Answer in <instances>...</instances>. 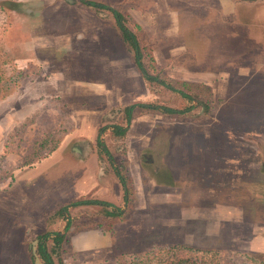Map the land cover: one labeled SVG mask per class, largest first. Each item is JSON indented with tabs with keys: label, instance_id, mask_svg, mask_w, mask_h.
Segmentation results:
<instances>
[{
	"label": "crops",
	"instance_id": "0c3cea01",
	"mask_svg": "<svg viewBox=\"0 0 264 264\" xmlns=\"http://www.w3.org/2000/svg\"><path fill=\"white\" fill-rule=\"evenodd\" d=\"M256 1L218 0L213 8L215 12L212 10L208 13L206 22L203 18L202 24L209 27L207 34L204 32V36L200 37L202 49L194 51L210 59L216 58L215 62L202 65L203 59L200 58L201 66L188 70L191 77L185 78L186 80L207 85L218 97L225 87L234 90L260 88L262 92L257 103L264 100V14L260 11L264 8V0L259 3ZM24 2L38 7L37 11L26 13L27 23L31 24L30 30H34V33L26 41L24 65L35 63L40 73L51 74L42 81H36L43 85L40 90L35 88L37 93L44 94L45 98L52 94L61 95L66 79L59 76L60 73L77 74L76 80L72 78L73 86L80 87L82 82L83 87L92 92L109 82L108 74L123 72L122 64L125 60L128 62L124 44L120 38L111 37L113 34L101 33L96 19L89 23L91 19L78 16L73 27H65L64 32L49 28V25L68 23L44 17V7L55 4V14L56 9L64 10L62 5L70 9L76 8L75 3L64 0ZM79 5L86 7L81 3ZM63 19L65 18L62 17ZM226 26H233L235 29L226 30ZM49 29L53 32H48ZM65 37L71 39L65 41ZM236 41L242 51L236 55L235 60L230 50L221 54L226 45L229 49V45H235ZM211 43L217 49L215 52L209 51ZM227 56L230 59L225 60ZM238 60H241L240 64ZM235 63L237 68L234 67ZM126 66L129 67L127 64ZM234 74H241L244 82L236 80ZM128 82L117 81L116 87H107L118 91L117 100L110 101V104L121 102V97L128 99ZM34 86L35 84L29 88L31 94L35 92ZM29 91L26 93L29 94ZM251 93L257 96L256 91ZM236 94L232 90L229 96L223 97L226 100L220 104H234L238 98L234 96ZM251 98L252 96L244 98L248 105H251ZM255 99L253 98L254 104ZM217 110L218 108L209 114L211 123L198 130L188 126L183 132L169 130L162 155L166 166L163 169L164 180L157 178L156 184L147 180V186L151 185L155 189L151 195L140 188L143 175L140 153L144 149L145 132L138 129L139 120H132L126 131L124 168L132 179L135 196L132 212L122 221L126 229L117 231L122 233L120 236L116 233L107 237L95 229H86L72 239V249L95 252L117 248L120 243L128 252H141L152 245L164 243L221 249L229 248L230 243L243 239L247 251L264 254V229L257 232L249 225L250 222H241L242 208L233 203L232 196V186L240 184V164L253 169V180L247 178L244 182L246 190L251 191V185L255 186L258 164L261 163L257 147L247 144V141H243L246 147H235L240 136L248 137L251 134L229 128L228 122L235 120L237 116L230 118L228 113L222 112L219 115ZM72 113L74 126L50 154L19 171L9 186L0 189V264H30L27 242L40 233L31 236L32 231L28 225L51 205L88 195L89 198L103 200L125 210L122 187L112 168L108 166L107 169L106 164L102 163L103 156L98 153L95 144L100 111L84 103L79 104ZM72 141L80 142L83 147L80 153H67L65 148ZM246 176L251 177V174ZM226 192L230 196L226 197ZM226 199H230L231 203ZM92 206L94 205L75 208L87 209ZM146 206L155 213L145 223L141 209ZM152 218L157 226L144 233L143 227L149 225ZM151 233V236H145Z\"/></svg>",
	"mask_w": 264,
	"mask_h": 264
},
{
	"label": "rangeland",
	"instance_id": "374dc122",
	"mask_svg": "<svg viewBox=\"0 0 264 264\" xmlns=\"http://www.w3.org/2000/svg\"><path fill=\"white\" fill-rule=\"evenodd\" d=\"M24 1L0 0L1 67L6 71L5 76L8 74L15 76L17 74V82L12 87V91L4 98H0V189H5L9 186L19 171L30 167L38 159L50 154V152L47 153L50 146H57L64 135L74 126L72 112H74L75 108L79 107V104L84 103L100 111V123L98 127L108 126V128L103 130L101 140L110 152L113 161L115 163L124 162V167L126 164V133L123 136H116L111 132L109 126L115 124L125 126L123 108L126 105L134 102H144L179 109L192 105L191 109L182 114L162 113L157 109L142 107L134 108L131 114L130 122L132 120H139L137 123L138 129H142L145 132L143 137L144 149L140 153V156L144 157V162L142 158L140 159L143 169V175H141L140 179L142 186L140 188L145 189V193L148 192L149 195L155 189L151 185L147 186V180H152L154 183L157 178L161 179V181L164 180L163 169L166 166L163 163L162 155L167 144L169 130L176 129L178 131L180 130L179 132H183L186 126L198 130L202 126L211 123L209 114L215 112L217 108L219 115L222 112L224 114L228 113L230 118L237 116L233 121L228 120V123H230L228 125L229 128L237 132H248L251 134L248 137L240 136L238 139L236 138L237 144L235 147L237 145L246 147L243 141H247L249 142L247 144L257 147L260 161L264 160V100L262 102L258 101L257 103L262 90L260 88L254 90L252 87L249 89L240 88L234 90L225 87L221 89L220 97H218L215 96V93L207 85L185 79L191 77V73L188 70L197 69V67L201 66V63H199L200 58L203 59L202 65L207 66L210 64V61L215 62L216 58L210 59L194 51L196 49H202L203 43L200 37L204 36V32L207 34L209 27L207 24H202L203 18L206 22L208 13L212 10L215 12L213 8L217 5L218 0H94L119 9L128 15L134 23L139 25L140 30L137 34L140 42L143 47L148 48L149 54L153 58L151 66L148 67L149 73L152 75L160 73L174 80L186 81L206 87L205 93H201V91L200 93L192 92V100H186L178 93L168 90L154 82L144 81L135 68L131 55L127 50L126 58L128 62L126 63V60L123 62L121 68L123 72L108 74L109 82L103 86L100 85L97 90L95 89L98 93L96 91H87L89 89H85L82 82L80 87L75 88L72 83V78L76 80L77 74L70 72L68 74V72H65L59 75L66 79L65 86L60 92L61 95L53 96L52 94L45 98L44 94H39L35 91V88H39L40 90L43 87L41 83L36 81H42L43 78L46 79L51 74L40 73L35 63H26L24 65L26 41L30 37V34L34 33V30L33 32L30 30L31 24L27 23L26 13L29 12L31 14L33 11L38 10V7L26 5ZM64 1L75 3L76 8L70 9L62 5L61 8L64 10L56 9L54 14L53 11L56 5L52 4L44 7V17L60 19L62 23L67 21L68 25H49V28L64 32L65 27H73L72 24L80 16L91 19V21H88L89 23L93 19H96L95 22L98 23L101 33H110L113 34L111 37L119 38L110 13L101 9L95 10L88 6L80 7L79 3H77L78 0ZM256 2L263 1L257 0ZM50 3H53V1ZM261 10L264 14V8ZM61 16L65 19L62 20ZM127 25L134 31L130 23L127 22ZM91 27H95V25H91ZM231 28L235 29L233 26L225 27L226 30ZM51 29L48 32H53ZM69 39L65 37L63 40L66 41ZM229 47L228 49L226 45L221 54H226L230 50V54L233 55L232 58L235 60L236 55L242 51L241 46L236 41L235 45L230 44ZM216 50V47L211 43V49L209 51L215 52ZM228 58L230 59V56L225 57V60H228ZM240 61L238 60L239 64ZM236 64H234L235 68H237ZM226 66L228 65H223V67ZM106 75L104 74V76ZM113 76L118 79L115 80ZM234 76L236 80L244 82L241 74H234ZM124 80L129 81L127 84L128 99L121 97V102H112L110 104V101L117 100L118 93L116 91L117 89H112V87L115 86L117 81L122 82ZM33 84H35L33 89V92H35L31 94L29 88H32L31 86ZM109 86L112 87L108 89L107 87ZM232 90L234 93L237 92L234 95L238 97L235 103L224 102L220 104L221 101L226 100L223 97L229 96ZM27 91H29V94L26 93ZM253 91H256L257 96L251 93ZM26 94H28V97H26ZM245 96H252L251 105L245 102ZM253 98H256L255 104L253 103ZM246 109L247 111H244ZM244 114L245 116H243ZM41 139L45 141V144H39ZM77 142L72 141L68 144L65 148L67 153H73L71 147L77 146L79 144ZM101 153L103 156L101 157L102 163L104 165L106 164L105 166L108 169V159L103 152ZM240 166V171H238L240 174V184L235 183V186H232L233 203L242 208L241 222H250L249 225L251 224L257 232H260L262 230L261 228L264 229V165L262 167V165L260 166L258 164L255 186L251 185V191L246 190L247 185L244 182L247 178L253 180V169L245 167L244 164H240ZM4 172L10 173L11 176L3 178L2 173ZM248 173L251 174V177L246 176ZM125 175L129 190H131L129 204L125 206L126 219L133 209L135 189L132 184V179L126 174V171ZM225 196H230V193L226 192ZM84 197L89 198L90 196L87 195ZM68 201L49 206L44 210L42 215L33 220L28 225V228L32 231L31 236H34L35 233L41 234L46 231H61L66 222V218L54 214L53 211L58 205ZM226 201L231 203L230 199H226ZM108 209L110 208L108 207ZM103 210L98 205L88 207L87 209H68L65 216L70 221V229L67 233L66 243L61 246V249L51 255L55 264H117L168 244L152 245L141 252H128V249H124L121 243L117 248H110L111 250L106 248L95 252L72 249V239L84 231L85 228L92 227V229L102 232V235L106 237L109 234L111 236L116 234L118 230L126 229V225L123 226L122 222L124 220L119 221L114 218H109L103 214ZM141 213L144 214V221L146 223L155 212L146 206L141 209ZM164 218L169 219V217L165 216ZM154 226L157 225H155L152 218L149 225L143 227V232H149ZM27 234L29 233L27 232ZM117 234L120 236L122 233L118 232ZM151 235L152 233L145 236ZM27 243L30 264H44L36 253L35 237H32ZM47 246H51L49 240H47ZM245 246L246 244L241 239L230 243L229 248H221L218 250L231 253L232 257H226L224 261L241 262V257L233 255V253L239 252L251 256L257 261L264 262V254L250 253Z\"/></svg>",
	"mask_w": 264,
	"mask_h": 264
},
{
	"label": "trees",
	"instance_id": "16d2710c",
	"mask_svg": "<svg viewBox=\"0 0 264 264\" xmlns=\"http://www.w3.org/2000/svg\"><path fill=\"white\" fill-rule=\"evenodd\" d=\"M79 3L91 7L95 10H105L110 13L113 19V25L117 30L120 40L126 47V50L130 53L134 66L139 72L140 76L146 82H154L164 88L178 93L182 98L186 100H192L191 93H205L206 87L203 85H197L188 83L186 81L174 80L163 74L152 75L149 73L148 67L151 66L153 58L149 54V50L140 42L137 32L140 30L139 25L134 23L131 18L124 14L117 8L109 6L108 4L94 1V0H78ZM130 23L134 31L127 25ZM5 70L1 67L0 59V98H4L12 91V87L15 86L17 82V74H8L5 76ZM136 107H142L147 109H157L162 113L168 114H182L192 108V105L185 106L184 108H173L165 105H152L144 102H134L126 105L123 108L125 114V126L118 124L109 126L111 132L116 136H123L126 132L127 125L131 120V114ZM108 126H100L98 128V135L96 136L95 143L98 148L103 152L109 162V166L112 168L113 174L116 176L118 182L120 183L123 190V200L125 204H129V196L131 195V190H129V185L127 182V177L124 170V162L115 163L113 158L108 151L107 147L104 145L99 134L103 132ZM39 144H45V141L41 139ZM56 145L50 146L47 153L51 152ZM44 156V154H42ZM144 157H142V161ZM144 162V161H143ZM118 164V165H117ZM1 174V172H0ZM3 178L10 177V173H2ZM83 205H98L103 208V214L109 218H114L116 220H124L126 210H122L106 201L92 199L88 197H79L72 199L66 203L58 205L53 213L56 215H61L66 218V222L63 226L62 231H46L35 237L36 242V253L44 264H55L52 258V254L56 253L57 250L61 249L66 243L67 233L70 229V221L65 216L69 208H75ZM108 207L110 209H108ZM92 227L85 228L91 229ZM84 230V229H82ZM47 240L50 241L51 246H47ZM236 257H241V262L237 261H224L226 257H232L229 252H222L221 250L214 248H199L191 247L181 243H168L155 250L145 252L142 255L132 257L130 260L119 262L117 264H264L262 261H257L251 256L245 253H233Z\"/></svg>",
	"mask_w": 264,
	"mask_h": 264
},
{
	"label": "flooded vegetation",
	"instance_id": "af4514ba",
	"mask_svg": "<svg viewBox=\"0 0 264 264\" xmlns=\"http://www.w3.org/2000/svg\"><path fill=\"white\" fill-rule=\"evenodd\" d=\"M136 68V67H135ZM129 125V124H128ZM128 125H127V127H128ZM99 128V127H98ZM111 129V128H110ZM128 129V128H127ZM127 129H126V131H127ZM126 133V132H125ZM101 134L102 133H100L99 134V138H101ZM97 135H98V131H97ZM77 143H80V142H77ZM96 144V143H95ZM78 146H81V144H77ZM96 147H97V149H98V153L99 154H102L101 153V150L98 148V146L96 145ZM261 163L259 164L260 166L262 165V167H263V165H264V160H262V161H260ZM108 164H109V162H108ZM62 231V230H61ZM39 235V234H38Z\"/></svg>",
	"mask_w": 264,
	"mask_h": 264
},
{
	"label": "water",
	"instance_id": "95a60500",
	"mask_svg": "<svg viewBox=\"0 0 264 264\" xmlns=\"http://www.w3.org/2000/svg\"><path fill=\"white\" fill-rule=\"evenodd\" d=\"M71 148H73L72 149V151L76 154V153H80L79 151H80V149H82L83 147H82V145L81 146H74V147H71ZM83 151V150H82Z\"/></svg>",
	"mask_w": 264,
	"mask_h": 264
}]
</instances>
